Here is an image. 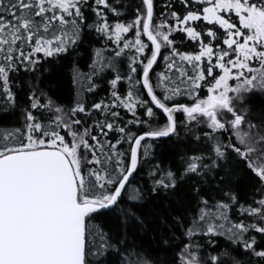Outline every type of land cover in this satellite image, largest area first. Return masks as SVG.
<instances>
[{"label": "snow or ice", "instance_id": "6c2138e0", "mask_svg": "<svg viewBox=\"0 0 264 264\" xmlns=\"http://www.w3.org/2000/svg\"><path fill=\"white\" fill-rule=\"evenodd\" d=\"M0 264H264V0H0Z\"/></svg>", "mask_w": 264, "mask_h": 264}, {"label": "trees", "instance_id": "16d2710c", "mask_svg": "<svg viewBox=\"0 0 264 264\" xmlns=\"http://www.w3.org/2000/svg\"><path fill=\"white\" fill-rule=\"evenodd\" d=\"M86 51V50H85ZM88 62L87 52L83 59L80 61L82 67ZM50 71L44 75L42 87L45 88L49 94L65 98L69 97V69L70 61L61 60L59 62H53L49 65ZM86 70V69H85ZM62 102L68 103V99H62ZM7 119H11L8 117ZM173 144L170 141H161V146L157 148V152L164 158H169L173 153ZM244 186L246 183L244 180L240 181ZM167 202H161L159 198L150 199L144 206V222L147 230L139 234V242L144 243L147 247L150 243H155L153 237H158L161 232H167L165 222L171 224L172 221L168 217L169 208L166 206ZM164 250L161 249V252ZM176 249L169 250L166 254L172 256Z\"/></svg>", "mask_w": 264, "mask_h": 264}]
</instances>
